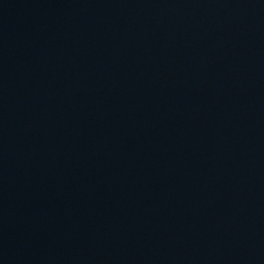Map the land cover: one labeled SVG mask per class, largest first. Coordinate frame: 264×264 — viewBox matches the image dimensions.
Returning a JSON list of instances; mask_svg holds the SVG:
<instances>
[{
  "label": "water",
  "instance_id": "1",
  "mask_svg": "<svg viewBox=\"0 0 264 264\" xmlns=\"http://www.w3.org/2000/svg\"><path fill=\"white\" fill-rule=\"evenodd\" d=\"M0 264H264V0H0Z\"/></svg>",
  "mask_w": 264,
  "mask_h": 264
}]
</instances>
